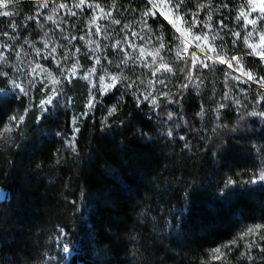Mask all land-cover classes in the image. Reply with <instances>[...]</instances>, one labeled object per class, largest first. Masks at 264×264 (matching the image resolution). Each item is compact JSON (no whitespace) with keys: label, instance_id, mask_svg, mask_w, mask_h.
Segmentation results:
<instances>
[{"label":"trees","instance_id":"1","mask_svg":"<svg viewBox=\"0 0 264 264\" xmlns=\"http://www.w3.org/2000/svg\"><path fill=\"white\" fill-rule=\"evenodd\" d=\"M91 1L107 2L127 19L146 4ZM187 2L205 7L203 0ZM56 6L57 1L44 9L36 0H20L7 9L13 15L0 17V33L13 32L26 45L47 41L46 51L55 46L57 60L69 45L64 37H82L88 16L79 11L67 19ZM50 15L53 20L47 19ZM159 28L170 44L173 70L165 76L167 95L155 106L147 102L137 106L133 95L144 93L147 78L133 84L121 74L120 82L131 87L118 83L119 91L95 94V109L87 108L88 100L83 99L88 92L77 78L42 115L32 56L19 62L29 72L27 95L13 88L12 65L0 61V188L8 193L0 201V264H44L52 245L49 236L58 228L80 241L87 254L83 264H264V240L258 239L263 228L243 236L248 228L264 225V182H251L264 171V118L250 115L264 110L259 95L264 91L234 80L235 74L218 63L208 72L193 71L202 83L184 88L192 60L186 64L176 59L181 39L159 16L144 24L141 36L158 37ZM81 44L75 40L71 49L84 50ZM78 59L60 61L88 64L82 51ZM248 62L264 76L260 61ZM32 92L37 94L31 103ZM225 92L235 100L218 110ZM113 105L117 112L109 116ZM204 105L206 114L216 111L217 117H202ZM78 112L88 115L80 122L71 150L67 142ZM20 115L24 120L17 126L11 117ZM228 178L236 183L226 188ZM168 220L170 233L159 242L147 228L153 221L161 226ZM130 246L137 259L129 258ZM216 248L224 262L210 263L208 255Z\"/></svg>","mask_w":264,"mask_h":264},{"label":"rangeland","instance_id":"2","mask_svg":"<svg viewBox=\"0 0 264 264\" xmlns=\"http://www.w3.org/2000/svg\"><path fill=\"white\" fill-rule=\"evenodd\" d=\"M18 1L20 0H14V2L10 4V6L14 5ZM56 1L58 5L59 3L68 4L67 1L69 0ZM70 1L71 3H69L68 5L72 8V11L76 13L79 11L86 12L88 16V28L85 32L84 30L79 32H84L82 36L84 37V39H80L81 37L77 35H74L75 39L69 37V40H71V42L69 43L68 48L64 51L59 52L60 54L58 55L59 58L57 60L60 62V67H57L56 61H54L52 57L49 56V53L46 51V47L44 46L45 44L43 42L31 41L28 45H26L20 43L17 36L13 32L0 33V53L5 56V60L3 61H7L12 65L14 75L13 88H15V90H17L20 94L25 95V92L29 94V91H27L29 83H25V74L29 72L25 70L23 65L19 64L20 59L25 58V56H32V58L36 62V73H34V87H40V89L37 91L38 100L36 101L38 102V105H40L42 101L48 99V97L52 95L50 91L52 87H56L61 94L65 93V91L69 90V88H72L73 81L77 78H80L83 81L82 84L85 88L84 92L85 90H87L88 92V94L83 99L84 101H87L89 97L95 96V94L97 93H100L101 95H107L113 89H109V91L106 93L98 92L97 89L101 88L100 78L103 77V83L107 85L112 83V76L118 77L120 81L121 74L126 76V78L132 81L133 84H136L135 82H137L140 77L147 78L148 86L146 85V87H143L144 93L147 94L148 91H151L154 94H157L160 100V98L164 97V94H167L168 92V83L165 76L167 74H170L171 72L164 71L163 69H161L160 72H156L155 75H153V72L161 63L166 64L173 70L170 61L171 59H173V56L169 54L170 51L167 48L170 44L166 42V33L162 31V28H159L160 35L158 37L152 36L149 33L145 37L141 36V28L144 26L145 21L148 22L150 20H154V18H156L157 16L162 18L175 32V34L180 37L181 41H183L180 50H182L184 47L187 48V62L189 60H192L193 53H195V56L199 57L200 61H205V52L196 47V42L193 40V37L195 35H201L203 37L205 34H207L209 44L213 47H216L217 51H221V45H223L222 54L225 55L226 59H230L233 55L243 57L241 63L246 71L253 72V74L257 77L261 76L258 70H256L254 66L249 64V59H256L260 61L261 67L264 68V60H261L255 55L248 56L247 53L251 50L248 49L247 46L243 43L245 31H250L252 28V26L249 25L246 30L243 29L241 25L246 22H244L242 19L240 21H237L236 19L241 6L244 4V0H230L232 3H230L229 0H203V2H205V7H203L202 5H190L188 2H186L180 9L179 14L182 19L179 20L176 18V15L173 11L166 10L163 7L154 9L152 8L151 3L146 2V0L143 1L147 5H143L142 10L138 11V13H134L132 17H129L128 19L125 18L123 14H118L117 11L113 10L110 4H108L107 2L96 3L94 1L87 0L88 4H99L104 8L105 13L109 11L112 12L111 18L97 19L95 25L91 24L92 17H102L104 14L100 13L95 8L89 9L87 7V4L83 9L72 7V5L78 2V0ZM49 2H52V0H48V3ZM212 2H215V4L213 5ZM223 4H227L228 7H223ZM185 9L187 11H185ZM67 11V9H62L59 12L65 15ZM146 11H152L155 13V15H149L145 17L144 13ZM209 14L212 16L211 21H208L207 18ZM65 16H67V19L72 17L71 15ZM190 16H195L199 21V24L193 25L191 29H189V24H192V20L189 18ZM114 19L119 20L120 23L113 24L112 20ZM185 20H187L188 23H185ZM261 23L264 24V22ZM204 24H210V28L202 30ZM97 25H99L101 28V31L99 33H97L95 30ZM89 29H91V32L89 31ZM177 29H179V31H177ZM260 31H264V28H261ZM133 32L137 33V35L132 36ZM231 32H240L241 39L236 40L235 44L233 43L235 37L231 35ZM71 33L75 34V28L71 31ZM213 35L216 36L215 40H213L212 38ZM141 37H143V39H141ZM221 37H223V40H221ZM75 40L83 42V44L81 45L84 50H80L77 47H74V50L71 49L72 42H74ZM117 40L121 41L123 50H121V48L113 47ZM89 41H92V43H88ZM125 41H127V43H125ZM160 43L164 44V48H160ZM200 43L201 47L204 48L205 46L203 44V41H201ZM248 43H259V33H253V36L251 39H249ZM97 45H99L100 50L94 51L97 48ZM141 47L144 48L143 56H141L139 53V49ZM36 49L40 50L39 54H37ZM77 49H79V51H77ZM81 51L87 58V65L82 66L80 64H61L62 61L65 60V55H67V57L75 56V58L78 59ZM257 51H259V49H257ZM157 52L159 54H157ZM182 53L184 52L182 51L181 54ZM208 54L212 55L213 57V60L206 61L210 65L209 68H201L200 63L198 62L196 64V67L192 69V72H195L196 70L200 73L204 71H211L213 69V64L218 63L219 65L223 66L226 71L234 73L235 76H240L239 71L228 69L226 64H221L219 63V61L215 60V53ZM97 56L100 58V64L95 63V57ZM129 57H132V59H129ZM60 59H62V61H60ZM125 59L128 60V63L126 65L122 64V61ZM146 64L148 66H146ZM37 65H39L40 68L46 69V72H41L40 68H37ZM117 65H120V67L118 68ZM73 66H75L76 68L74 76L71 74V68ZM93 67H95L96 69L94 73L91 71ZM61 73H63V75ZM85 76H87L88 79H84ZM53 79L60 80V83L57 85H53ZM160 80H163L164 83H159L158 81ZM150 81L152 83H149ZM245 81L246 77H241V80L238 82L241 84H252L253 86L259 88L258 85L252 82ZM16 85H20V88L16 87ZM93 85H95V87H93ZM21 88L24 89L23 92L20 90ZM36 94L33 92L30 94L31 103L35 100ZM61 94L56 99L60 98L62 96ZM259 95L260 98L263 96L260 93ZM210 96L211 95L208 94V97H206L207 101H210ZM73 98L74 96L70 95L69 105L71 106L74 102ZM234 100L235 98L225 100L226 102L224 101L223 103L226 105V107L222 108L221 110L226 109L229 105V102H234ZM53 104L45 105V107L48 110L53 106ZM41 112L42 115L47 113V111H44L42 108ZM200 115L204 118L206 117V115H211L212 117L216 118L217 112L215 111L212 114H206V108L204 105ZM84 116L85 115H82L81 112L75 113L73 115L71 121L73 133L70 135V139L67 142L68 147L70 142H74V140L76 139L78 135L76 129L80 128V122L84 118ZM259 173L260 171L257 172V174ZM7 198V191L3 188H0V201L6 200ZM146 211H144L143 214H147ZM148 218L151 219L153 218V216L148 214ZM170 228L171 222H169V220L165 223V225L163 223L161 226L157 222L153 221L151 222V226L147 228V230H149L150 234H157L159 242H164L166 240V237L170 233L168 231ZM71 230H73V228ZM164 235L166 237H164ZM259 236H264V228L263 232L260 233ZM49 240L52 245L45 252L44 264H72L73 261H75L76 264H83L82 257L84 255H87L86 250L83 248L80 241L74 234H72L71 232L69 233L68 230L64 228H58L55 232H53V234L49 236ZM257 240H253V243L255 242L256 244ZM253 243L250 242L249 244H251L253 247ZM64 247H67L69 251L65 252ZM131 248L132 247L130 246L129 249ZM133 251L134 249L132 248V250L128 253V256L129 258L133 257L137 259L134 256L136 253H134ZM95 254L96 252L94 253V255ZM255 254L256 252L254 253V256ZM215 256H220V254L211 251L208 255V261L210 263L224 262L225 258L222 254L220 256L221 259L219 260L214 259ZM237 256H239V258H242V256H244L243 251L237 253Z\"/></svg>","mask_w":264,"mask_h":264},{"label":"snow or ice","instance_id":"3","mask_svg":"<svg viewBox=\"0 0 264 264\" xmlns=\"http://www.w3.org/2000/svg\"><path fill=\"white\" fill-rule=\"evenodd\" d=\"M14 2V0H0V17H8L13 15L12 12L8 11L7 9L9 8L10 4H12ZM52 2L55 4L56 0H52ZM146 2L151 3L152 8H160L163 7L166 10H171L175 13L176 18L182 19V17L180 16L179 12L181 7L187 2V0H146ZM36 3L39 5V7L47 9L49 7V3L48 0H36ZM87 4V7L89 9L95 8L97 9L100 13L104 14L102 17H97V16H93L91 19V24L95 25L97 19H101V18H111L112 16V12L109 11L107 13H105V10L103 7H101L99 4H88L87 0H78V2H76L75 4L72 5V7L75 8H80L83 9L85 7V5ZM223 7H228L227 4H223ZM62 9H67L68 11L65 13V15H71V16H76L77 13L72 11V8L69 7V5L67 3H59L57 5V13H59L60 10ZM185 11H187L185 9ZM255 14V15H253ZM149 15H155L154 12L152 11H146L144 13V16L147 17ZM192 20V24H189V29H191V27L193 25H198L199 21L197 20V18L195 16H190L189 17ZM208 21L212 20V16L209 14L208 15ZM28 19H36V17H29ZM48 20H53V16H48L47 17ZM237 21H240L241 19L246 22L244 24L241 25V27L243 29H247L248 26H252L250 31H245V35L243 37V43L247 46L248 49H250L251 51H249L247 53L248 56H252L255 55L257 57H259L261 60H264V31H260L261 28H264V24H262L261 22H264V0H244V4L241 6L238 15L236 16ZM113 24H119L120 21L119 20H112ZM147 23V21H145V24ZM185 23H188L187 20H185ZM223 26V25H221ZM13 27H15V25H13ZM210 28V24H204L203 25V29H209ZM96 32L99 33L101 31V28L99 25H97L96 27ZM89 31L91 32V29H89ZM177 31H179V29H177ZM253 33H259V43H248L249 39L252 38ZM45 35H47V33H45ZM137 33L133 32L132 36H136ZM231 35L233 37H235V40H233V43L235 44L236 40H240L241 39V35L240 32H231ZM213 40L216 39V36L213 35ZM64 39L68 40L69 37L65 36ZM72 39H75V37H72ZM80 39H84V37H81ZM141 39H143V37H141ZM177 39L179 40L180 37H177ZM193 40L196 42V47L200 48L201 51L205 52V61H200L199 57L195 56V53H193V57H192V61H191V67L189 68V72L187 74V76L185 77L186 80L188 81V83H185L183 85L184 88H187L189 86V84H193L194 86L202 83V81L200 80V78L198 76L194 77L193 73H192V69H194L196 67V64L199 62L201 68H209V64L206 61H211L213 60L212 55L208 54V53H215V60L219 61V63L221 64H226L228 69H233V71H239L240 72V76H233L232 78L236 81H240L241 77H246V81L245 82H252L256 85L259 86V88L264 91V76H259L257 77L256 75L253 74V72L251 71H246L243 68V65L241 63L243 57H238L236 55L231 56L230 59H226L225 55L222 54V49H223V45H221V51H217L216 47H213L212 45L209 44L208 42V35L205 34L203 37L201 35H195L193 37ZM221 40H223V37H221ZM201 41H203L204 44V48L201 47ZM71 42V40H69V43ZM88 43H92V41H89ZM125 43H127V41H125ZM181 43H183V41H181ZM46 48L48 47V43L47 41H45V45ZM113 47L116 48H121L122 49V45H121V41L117 40L115 42V44L113 45ZM160 48H164V44L160 43ZM257 49H259V51H257ZM99 45H97V48L94 51H99ZM77 51H79V49H77ZM187 52V48L184 47L182 50H177L175 52V57L176 59H184V57L182 56L181 52ZM37 54H39L40 50L36 49ZM139 53L141 56H143L144 54V48H140L139 49ZM56 47L53 46L51 47L50 51H49V56L52 57V59L54 61H56L57 67H60V62L58 60H56ZM157 54H159L157 52ZM65 60L68 59L67 55H65L64 57ZM129 59H132V57H129ZM5 60V56L0 53V61ZM155 62V61H153ZM95 63L96 64H100V58L97 56L95 57ZM128 60L125 59L122 61V64H127ZM185 63L187 64V61H185ZM235 65V68H234ZM146 66H148L146 64ZM117 67L119 68L120 65H117ZM37 68H40L39 65H37ZM161 69H163L164 71L167 72H172V69L170 67H168L166 64L161 63L153 72V75L156 74V72H160ZM33 73H36V68H33ZM41 72H46V69L40 68ZM93 73L96 71L95 67L92 68L91 70ZM76 72V68L75 66H73L71 68V74L74 76ZM63 75V73H61ZM50 75V74H49ZM84 79H88L87 76L84 77ZM127 79V78H125ZM112 83L111 84H107L105 85L103 83V77L100 78L101 81V88L97 89L98 92H108L109 89H116L117 91H119V89L116 87L118 83H121L119 81V78L116 76H112L111 77ZM159 83H164L163 80L158 81ZM60 83V80L58 79H53L52 80V84L53 85H57ZM141 83H143L141 81ZM149 83H152L151 81ZM16 87L20 88V85H16ZM93 87H95V85H93ZM121 87H125V88H130L131 85L130 84H123L121 83ZM22 92L24 91L23 88L20 89ZM52 95H50L48 97V99L42 101L40 103V107L44 110L47 111V108L45 107V105H52L53 101L60 96V92L57 90L56 87H52L50 89ZM127 94L122 93L120 98L117 100V103H120L123 99V95ZM25 95H27V93L25 92ZM135 100L137 102V106H140V104L142 103H150L153 106L157 105L159 102V98L157 94H154L151 91H148L147 94L145 93H133ZM165 96L167 94H164ZM223 100H228V99H234L233 97H229L228 93L225 92L223 94L222 97ZM255 99V98H254ZM261 99H264V96L261 97ZM237 104H239V101H236ZM97 104V100L95 96H91L88 99V103H87V108L89 109V111L95 109ZM226 107V105L224 103H220L219 104V109H222ZM117 112V108L115 105H113L112 107H110L108 109V115L112 116L115 115ZM82 115H88L87 112L82 113ZM250 115L252 116H260L261 118H264V110H261L260 112H252L250 113ZM171 118V117H169ZM24 120V115H20L19 119H17L16 116L11 117V121L16 122V125L18 126L19 124L23 123ZM11 129H5V131H10ZM77 132H79V128L76 129ZM69 147L72 148L74 147V142H70ZM264 182V171H261L258 174V177L256 180L251 181L252 183H256V182ZM236 183L235 180H233L232 178H228L225 181V187H229L230 185H234ZM264 228V225H256L254 228H248L244 233L243 236L247 237L250 236L254 233H259V230ZM243 238V237H242ZM259 240H264V236H258ZM233 244H235V241H233ZM226 248L231 247V245H225ZM249 248L252 247L251 244L248 245ZM64 251L68 252L69 249L67 247H64ZM221 249L220 248H216L214 249L215 253H220ZM214 259L219 260L221 259L220 256H215Z\"/></svg>","mask_w":264,"mask_h":264},{"label":"built area","instance_id":"4","mask_svg":"<svg viewBox=\"0 0 264 264\" xmlns=\"http://www.w3.org/2000/svg\"><path fill=\"white\" fill-rule=\"evenodd\" d=\"M182 56L184 57V59H183V60H186V59H187L186 52L182 53Z\"/></svg>","mask_w":264,"mask_h":264}]
</instances>
